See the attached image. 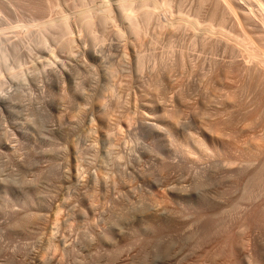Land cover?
Here are the masks:
<instances>
[{"label": "rangeland", "instance_id": "374dc122", "mask_svg": "<svg viewBox=\"0 0 264 264\" xmlns=\"http://www.w3.org/2000/svg\"><path fill=\"white\" fill-rule=\"evenodd\" d=\"M120 1L24 0L21 7L0 0V46L8 66L21 65L18 79L0 68V176L18 174L23 182L0 199V264H106L108 247L136 242L141 208L135 207L145 202L150 213H162L166 205L172 209L167 216L176 213L173 221L162 220L167 230L148 236L160 248L143 241L150 249L166 242L181 253L197 250L203 239L198 242L196 231L212 226V240L230 226L231 239L238 236L236 204L245 186L238 179L242 160L231 148L245 147L260 119L264 126V88L231 65L244 61L237 21L218 10L216 0ZM141 3L150 7L141 15L150 9L151 20L134 34L123 9ZM157 3L162 5L153 9ZM103 15L110 19L104 27ZM65 22L70 50L63 49L65 38L61 44L48 39L40 48V33ZM38 114L46 126L41 137L29 123ZM172 189L183 197L175 199ZM191 189L206 192L202 207L185 197ZM26 197L34 201L29 223L11 232L8 225L23 218ZM259 200L264 204V192ZM113 226L125 231L122 237ZM245 231V244L259 246L261 231L252 239ZM107 232L117 234L110 246L103 243ZM131 247L118 264L138 255ZM163 257L158 264L178 263Z\"/></svg>", "mask_w": 264, "mask_h": 264}, {"label": "bare ground", "instance_id": "6f19581e", "mask_svg": "<svg viewBox=\"0 0 264 264\" xmlns=\"http://www.w3.org/2000/svg\"><path fill=\"white\" fill-rule=\"evenodd\" d=\"M10 1H11V3H15L16 5L21 6V7H23L25 5L24 4V0H10ZM152 1L154 2V0H152ZM164 1H163V3H166L167 0L165 2ZM199 1H200V3H203L205 0H199ZM120 2H122V1H120ZM148 2H150V0ZM158 2H160V1H158ZM241 2H243V1H241ZM251 2H254L256 5L247 4L248 6L246 5V7H248V9L245 8V7H243L242 5H240L239 4L240 2L238 3V0H216L215 1V6H216V8L218 10L222 11L224 15L232 16L235 19V21H237V24L240 27V28L239 27L238 28L241 29L242 38L240 39V42L238 44L243 49V52H244V55H243L244 61H241L242 63H239V64H237V61L236 62H232L231 65H234V66H238L240 68H243V70L247 73L248 78L250 79L249 81H252V80H256L257 81L258 80V82L260 83L259 86L264 88V0H251ZM133 3H135V2H133ZM155 3H156V1H155ZM118 4H120V3H118ZM128 4H130V3H128ZM130 5H128L127 8L124 7V9L123 8L122 9L126 12L125 14H127L126 16H127L128 21L130 22L129 25H130V27L132 29V32L134 34H137L142 29V25L149 23V21L151 20L150 19V17H151L150 14L152 13V11L148 12V10H150V9H148L147 12H146L147 13L146 16L143 17L142 16L143 13L140 12V11H141V9H144V8H150L148 4H143L142 5V3H141L142 6L140 5V7H138V6H130ZM155 5H157V7L154 6L153 9L160 7L162 5V3L159 6H158V3L155 4ZM203 5H204V3H203ZM255 8L257 9V11H256ZM213 9H215V8H213ZM217 9H216V11H217ZM141 13H142V15H141ZM106 14H108V13L106 12ZM140 16H142L144 19L143 20H140ZM170 17H172V15ZM98 18H99V20L101 22V25L103 27L106 26V24L110 20L108 15H103L101 17V19H100V17H98ZM91 20H93V19H91ZM91 20L89 19L87 22H90ZM93 21H95V20H93ZM93 21H92V23L94 25V22ZM61 22H63V21H61ZM53 24H55V23H53ZM87 24H89V23H87ZM93 25H92V27H93ZM42 27H45V26H42ZM211 27H212V25H211ZM51 29H53V30H51V31L46 30L45 32H41L40 33V39L38 41V45L40 46V48L41 47H46V45L48 43V39H52L56 43H60L65 38V40L67 39V42L69 44L67 43L68 46H65L66 48H63V49H65V50L66 49H69L70 50V46H71L70 39H69V37L71 35L70 26L67 23H66V25H63V26H60V27L59 26H56V25H52L51 26ZM29 30L30 29H28V31ZM1 31L2 30H0V32ZM26 31L27 30H25V32ZM84 31H86V29ZM90 32H93V31H89V33ZM222 32H221V34H223ZM123 35H125V34H123ZM224 35H229V34H226L225 33V34H223V36ZM239 36H241V35L239 34ZM238 38H240V37H238ZM8 58H9V56H8L6 50L2 46H0V68H2V67L6 68V72L9 73L8 74L9 77L10 76H13L14 79H18L19 78V75H17L18 74L17 70L21 68V65L18 64L16 67H13V66L10 67V66H8L7 65ZM227 66H229V65H227ZM247 84H249V83H247ZM250 84H251V82H250ZM3 88H4V85L2 84V82H0V90H2ZM263 118H264V114H263ZM30 119H32V118H30ZM260 120L261 121L257 125H255L253 127V129L255 131L253 130L254 132H251V133L249 132V138H247L246 141L243 142V146H245V147H235V148L233 147V148H231L232 149V153L234 152L236 155H238L239 159L242 160L241 161V164H242L241 166L242 167L239 169L240 175H239V178L238 179H239V181L241 183H244V186H245L244 191H243L244 194L242 195L239 203L236 204V207H237L238 211H240L238 213V214H240L239 215L240 217L238 216L239 222L237 221L238 222L237 224L235 222L234 224H236V225L233 224L236 227L235 229H237V227L239 228L238 236L236 235L237 238L236 239H233V240L231 239V233H232V231H231V226H230V228H228V229L227 228L226 229L224 228V230H219L220 233H219L218 239H216V240L213 239L212 240V237L211 236H213V235L216 234L215 230L211 229V228H213V226H212L211 228H208V229L206 228L204 231L201 232V234H199L198 231H196L197 232V235H200V236H198V239L199 240L201 239L200 241L194 239L195 237H197V236H195L196 235L195 232H193L195 234L194 237H193V233H191V232H190L191 234L189 233L190 234V236H189L190 240H192L191 239V236H192L193 240H196V242L198 241L199 243L203 239V243H201V244H203L205 246H203V245L200 244L201 247H197L196 246L198 248L197 250H193L192 248L195 247V246H193L191 248L193 251L192 250L191 251L189 250V251H185V252L181 253L180 250L178 251L176 248L173 247V246H175L173 243H172L173 245H171V243H170V245H171V247H170V246H166L165 245L166 242L164 243L162 249L160 250L158 248H160L161 244H154L155 241L158 240V239L152 238L153 240L156 239L155 241H153L154 242L153 243L152 242V239L150 240L149 237L152 234L156 236L157 232H159V231H162V230H165V229L167 230V225L166 224H167V222L169 220L168 219L169 216L171 217V220H172L173 217H176L175 216L176 213L175 214H168V216H167V212H168L167 209L170 210L169 212H171V210H172V209L168 208L167 205H166V207L163 206V208L164 207L167 208L166 211L164 209L165 212L163 211L162 213H160V212L159 213H156V212L150 213L148 211L149 210L148 207L150 205L146 207L145 205H147L148 203L145 202V204L143 203V205H144V207H146L148 209V210L146 209L147 211L145 210L144 207H143L144 209L142 208V206H143L142 203L140 204L141 207L139 205H138L139 207H135V208H137L136 210H138V208H141V209H139L138 212L136 210L134 211L135 215L137 213L141 212L140 213L141 215L140 214H137V215H139L138 216L139 217L138 218L139 220L136 218L137 216L134 217V218H136L134 220H138V225H137L138 227H137L136 232H135V234H136V242H132L133 243V246L135 244V246H136L135 248H137V254L138 255H136V256L133 255L136 258V260L132 256V259H130V261H128V262L125 261V263L127 262L128 264H158L157 261H159V260H157V259L159 257H161V256H164L163 258H167V260H170V258H172V257L174 258L175 257L177 259L176 262H178L177 264H264V204L259 203V201H260L259 198H260V196L264 192V126L262 124L263 123V120L262 119H260ZM44 122H45V119L42 118V116L40 114H38L37 116L35 115L33 117V119L30 120V122H29V123H31L30 124V128H33L35 131H37L38 134L40 135V137H41V133L42 132H43L42 135L44 136V132H45V129L44 128L46 127L45 124H44ZM224 125H225V123H224ZM235 135H237V134H235ZM235 137H238V135L235 136ZM169 167H171V166H169ZM168 169L171 170L170 168H168ZM0 173L2 174L1 168H0ZM17 175L10 174L7 177L5 175H4L5 177L0 176V195H1L0 196V199L5 200L6 197H8L7 195L9 193L8 192L9 189H11V191H13V192L15 191V190H12L13 188H15L16 191H17V189H20L21 190L23 182L20 179L19 175L18 176ZM205 179H207V178H205ZM198 180H199V182H201L202 179L199 178ZM207 181L209 182L210 180H207ZM204 182H206V181L204 180ZM204 182H201V183H204ZM195 183H198V181L195 182ZM211 183L212 182H210V184L208 186H207L206 183H205L206 186L204 185L205 187L208 188V191L210 190L209 188L212 187L211 185L214 182L212 184ZM234 184H235V182H234ZM195 186H196V184H195ZM199 187H201V186H199ZM197 189H195V190L197 191ZM205 189L206 188H204V190ZM193 190L191 189V192H190L191 194H187L185 197H188L189 196L193 200L195 199V202H198V203L199 202H202V200H203L202 195H205L206 192L204 191L205 193L203 192V194H201L202 193L201 192L202 190L201 191L199 190L201 193H199V191L196 192V191H193ZM179 191H182V190L180 189ZM169 192H170L171 196H174L175 197L177 195L175 197V199L177 197H180V196L183 195V194L181 195L180 192H178L176 189H172ZM178 193H179V195H178ZM181 193H185L186 194V193H189V192L188 191L187 192L182 191ZM14 194H16V193H14ZM208 195H209V193H208ZM12 196H13V194H12ZM10 199H12V198H10ZM175 199H174V201H175ZM143 200H145V199H143ZM209 200H211V199H209ZM0 201H2V200H0ZM7 201L9 202V200H7ZM149 201H152V200L150 199ZM184 202H185V199L181 203L184 204ZM188 202H189V200H188ZM235 202H237V200ZM243 202L246 203V206L245 207H243ZM33 203H34L33 200H31L29 202V198L26 197V202H25L24 208H23L24 211L22 210L23 212H21L22 213V216H23V218L21 220L22 223L20 222V225H18L19 223L12 224V225H8L9 226V230H11V232H14L15 230H17L18 227L19 228L25 227V225L27 223H29V216H31V215L28 213L29 210L27 211V209H28V207L30 208V206H33L34 205ZM172 203H170V206H171ZM181 203H178V204H181ZM193 203L191 202V204H193ZM209 203H210V201H209ZM153 204H157V203H154L153 202ZM153 204H151V206ZM200 204L201 203H199V206H200ZM173 206H174V204H173ZM179 206L181 207V205H179ZM199 206H198V208H199ZM176 207H175V209H176ZM200 207H202V204H201ZM151 208H150V211H151ZM156 208H157V206H156ZM184 208H185V206L183 207V210H185ZM153 209L154 208H152V211H153ZM199 209H201V208H199ZM154 210H156V209H154ZM186 210H187V208H186ZM196 210L199 211L198 209H196ZM191 211H193V210H191ZM147 212H149V213H147ZM177 212H179V211L177 210ZM182 214H184V213H181L179 215L182 216ZM178 218H179V216H178ZM238 218H235V219H238ZM162 220L167 221V222L164 223V222H162ZM188 220H186V221H188ZM135 222H137V221H135ZM179 223H181V222H179ZM113 224H114V222H113ZM233 225H232V227L234 228ZM169 226H168V229H169ZM177 226L179 227V224L175 226L176 227V230L178 231V227ZM113 227L114 228H112V229H116L117 228L114 231H117V233H119L120 236H121L122 232L123 233L125 232V231H122L123 229L121 230L120 227H119L120 229H118V227H115V226H113ZM175 227H174V230H175ZM170 228L172 229L173 226L170 227ZM198 230H199V228H198ZM245 230H250L251 233L249 234V237H251V239L254 236V234H256L258 231H261V235L258 237L259 240H260V243H259L260 245L259 246H255L256 244L254 246H251V245L247 246V244H245V242L248 241L247 238H246L247 241L245 240V233L247 234V232ZM233 231H234V229H233ZM112 232L110 233V237L112 236L111 237V241L113 242V239L116 238L114 235H117V234L115 232L114 235H111ZM107 233H106L107 236H105L104 240L103 239H101V240H103V243L105 242L106 245L109 244V246H110V242L111 241H110V237L108 236L109 235V232H107ZM127 233H130V232H127ZM131 233H133V232L131 231ZM135 234L133 236H135ZM113 236H114V238H113ZM125 236L126 235L124 234V237ZM175 237H177V236H175ZM200 237H202V238H200ZM147 238L149 240H147ZM144 240L145 241L147 240V244H148V242L151 241V243L154 244V245H156V246L157 245H160L159 247L157 246L158 248L156 247L158 250H156V249H154V250L153 249H150L151 248L150 247L151 246L150 243L148 244L150 246H146L145 247L144 245L146 244V242L144 244L143 243ZM234 240H236V241H234ZM133 241H135V240H133ZM185 241H187V240H185ZM196 242L193 245H196L198 243V242L197 243ZM209 243H210V245H207ZM131 244H129L130 246L129 245L128 246H123L121 248H114L112 246L111 247H108L107 250H106V252H105L106 264H118V263L122 262V259L124 258V256H123L124 253H127V252L130 253V251H131V249H132ZM167 244L169 245V243H167ZM154 245H152V246H154ZM164 246H166L167 248H164ZM147 247L148 248L150 247L149 248L150 250ZM190 247L191 246H189V248H187V249H190ZM135 248L133 247V249H135ZM152 248H155V246L152 247ZM100 250H101V248H100ZM178 256H179V259H178ZM164 260L162 259L161 263ZM166 261H164V262H166Z\"/></svg>", "mask_w": 264, "mask_h": 264}]
</instances>
